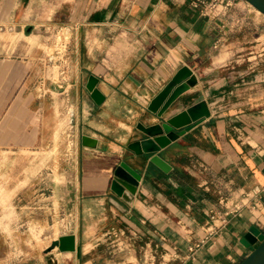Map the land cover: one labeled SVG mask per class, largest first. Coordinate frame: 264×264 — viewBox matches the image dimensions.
<instances>
[{"label": "crops", "instance_id": "obj_1", "mask_svg": "<svg viewBox=\"0 0 264 264\" xmlns=\"http://www.w3.org/2000/svg\"><path fill=\"white\" fill-rule=\"evenodd\" d=\"M12 1L0 0V12ZM15 2L12 13L23 0ZM189 2L78 0L68 10L76 37L53 92L75 109L77 250L48 254L45 264H240L255 248L245 235L252 227L264 234V16L239 1L234 17L244 28L226 30ZM183 68L196 84L163 118L202 101L210 116L145 153L138 126L161 122L148 108ZM121 164L139 176L137 186L116 176ZM115 181L129 202L112 191ZM235 204L241 209L209 234L218 225L210 213Z\"/></svg>", "mask_w": 264, "mask_h": 264}, {"label": "rangeland", "instance_id": "obj_2", "mask_svg": "<svg viewBox=\"0 0 264 264\" xmlns=\"http://www.w3.org/2000/svg\"><path fill=\"white\" fill-rule=\"evenodd\" d=\"M16 3L0 12V264H45L77 250L75 109L53 91L64 83L78 0H23L12 13Z\"/></svg>", "mask_w": 264, "mask_h": 264}, {"label": "water", "instance_id": "obj_3", "mask_svg": "<svg viewBox=\"0 0 264 264\" xmlns=\"http://www.w3.org/2000/svg\"><path fill=\"white\" fill-rule=\"evenodd\" d=\"M254 9L264 15V0H244ZM97 79L91 77L88 83V90L94 101L99 104L102 96L96 88ZM196 84V79L192 73L183 68L180 70L165 88L152 100L148 110L155 115L161 122L145 127L139 125L140 132L147 137L141 141V149L145 153H159L172 141L177 140L183 132L198 124L210 116L207 104L199 102L179 114L164 119L163 115L176 103V101ZM151 162L163 168L164 164L158 156L151 158ZM116 176L128 185L137 186L139 176L134 174L125 164H121L116 172ZM112 191L125 201L129 202L127 186L118 182H113ZM248 247H255L251 254L240 264H264V234L257 228L252 227L244 237ZM63 250H70L69 239L65 238L62 242Z\"/></svg>", "mask_w": 264, "mask_h": 264}, {"label": "built area", "instance_id": "obj_4", "mask_svg": "<svg viewBox=\"0 0 264 264\" xmlns=\"http://www.w3.org/2000/svg\"><path fill=\"white\" fill-rule=\"evenodd\" d=\"M239 1L245 2L244 0H190L189 5L203 16L220 20L226 30L240 31L244 28L243 23L234 17ZM222 43V38L217 39L212 49L214 51L219 50ZM240 209L241 206L235 204L232 207H224L222 211L211 212L209 216L211 223H218V225H214L209 234H213L218 228L225 226L228 218Z\"/></svg>", "mask_w": 264, "mask_h": 264}]
</instances>
